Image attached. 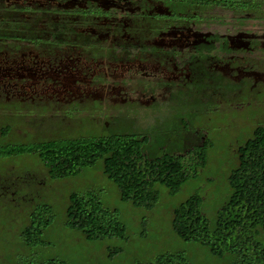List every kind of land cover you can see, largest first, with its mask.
Masks as SVG:
<instances>
[{"label":"flooded vegetation","instance_id":"obj_1","mask_svg":"<svg viewBox=\"0 0 264 264\" xmlns=\"http://www.w3.org/2000/svg\"><path fill=\"white\" fill-rule=\"evenodd\" d=\"M248 108L264 127V0H0L3 188L75 178L42 161L52 143L183 155L213 145L196 123Z\"/></svg>","mask_w":264,"mask_h":264},{"label":"trees","instance_id":"obj_2","mask_svg":"<svg viewBox=\"0 0 264 264\" xmlns=\"http://www.w3.org/2000/svg\"><path fill=\"white\" fill-rule=\"evenodd\" d=\"M55 153L41 155L42 161L61 169L54 175L76 177L97 163L102 173L119 192V199L135 209L151 210L159 199L156 186L175 196L182 186L194 179L208 163L211 146H196L187 154L144 150L145 142L137 138L83 139L52 143ZM20 152V151H19ZM10 152L0 149V157ZM236 165L227 177L230 194L210 221L201 209L202 198L189 196L172 210L171 229L181 241L207 248L217 258L230 257L228 264H264V127H256L251 136L236 150ZM65 209L64 227L80 233L86 241L126 239V228L116 211L104 208L91 193H71ZM52 208L40 206L31 216V223L23 232L28 247H45L43 232L53 222ZM119 249L109 255L112 258ZM184 253H165L152 261L136 264H182ZM24 264H67L47 258Z\"/></svg>","mask_w":264,"mask_h":264},{"label":"rangeland","instance_id":"obj_3","mask_svg":"<svg viewBox=\"0 0 264 264\" xmlns=\"http://www.w3.org/2000/svg\"><path fill=\"white\" fill-rule=\"evenodd\" d=\"M254 115H257L256 110L248 108L239 113L229 112L209 124L196 123L213 141L206 167L187 181L175 196H170L165 188L157 185L159 199L151 210L135 209L121 202L118 189L103 176L99 163L84 169L75 178L47 186L6 189L0 185V264H24L47 258L67 264H136L177 252L184 253L182 264H228L229 256L217 258L199 244L179 240L171 229L172 210L189 196L198 194L203 199V213L210 221L214 220L216 211L230 194L227 177L237 162L234 150L251 136L257 123L245 122ZM156 145L159 144L153 143L152 148ZM168 145L171 146L167 149L169 152H181L185 148L180 140ZM73 192L91 193L104 208L116 211L118 220L126 228V239L88 242L80 233L66 230L65 209ZM40 206H50L54 215L41 238L46 246L28 247L22 232L30 226L31 216ZM115 249L120 252L109 258Z\"/></svg>","mask_w":264,"mask_h":264}]
</instances>
